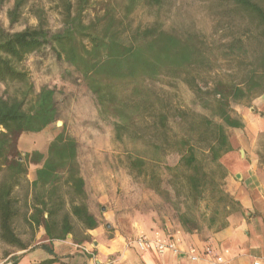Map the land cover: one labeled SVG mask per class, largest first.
<instances>
[{
	"label": "trees",
	"instance_id": "16d2710c",
	"mask_svg": "<svg viewBox=\"0 0 264 264\" xmlns=\"http://www.w3.org/2000/svg\"><path fill=\"white\" fill-rule=\"evenodd\" d=\"M28 1L13 0L11 23ZM93 1L56 0L62 27L54 32L41 8L34 11L33 26L15 32L0 27V83L9 90L0 95V241L25 247L12 226L18 218L43 225L50 238L71 231L70 214L85 228L97 225L86 204L76 201L85 192L73 137L59 131L45 153L22 155L17 147L21 134L38 133L57 117L54 90L35 91L22 67L29 54L48 46L81 74L99 115L113 118V138L143 142V149L127 152V169L166 199L170 194L162 184L168 182L181 227H223L238 208L221 182L226 169L220 158L233 149L228 128L243 126L231 105L264 94V0H206L220 32L212 40L196 31L166 29L157 18L144 26L126 22L139 4L160 9L167 0H125L122 14L111 0H99L100 11L87 18ZM216 66L222 75L204 76ZM163 76L180 78L209 115L178 105L151 85ZM171 152L179 155L174 165L164 162ZM30 163L39 164L31 182Z\"/></svg>",
	"mask_w": 264,
	"mask_h": 264
},
{
	"label": "rangeland",
	"instance_id": "374dc122",
	"mask_svg": "<svg viewBox=\"0 0 264 264\" xmlns=\"http://www.w3.org/2000/svg\"><path fill=\"white\" fill-rule=\"evenodd\" d=\"M111 1L117 5L119 13L122 14L125 0ZM102 3L99 0L93 1L92 6L86 10L87 18L100 11ZM12 4L13 0H5L0 4V27L7 32H15L35 25L37 19L34 11L38 8L43 9L47 28L51 32L62 27V16L56 0H29L22 9L19 19L14 23L10 22L7 15ZM214 12L206 0H167L160 9L139 4L125 20L129 26L134 27L144 26L157 18L166 29L178 33L196 31L212 40L220 35L219 31L215 32L217 16ZM22 67L28 72L35 91L42 86L54 90L57 117L53 123L38 133L21 134L17 140L20 152L34 149L45 152L51 139L63 130L76 142L77 163L84 179L88 202L95 214L101 215L103 211L109 213L103 222L108 220L123 231H129L135 220L148 218L151 214L153 220L177 219L173 204L175 199L168 182L164 181L162 184L170 194L169 199H166L164 195L149 188L143 176L135 177L129 173L125 156L127 152L143 149V142L131 139L119 142L113 138V118L99 115L95 97L79 72L63 59L57 58L49 46L29 54L23 61ZM222 68L225 66L223 65ZM210 72L205 73L204 76L223 74L219 66ZM150 83L157 90L169 94L172 101L178 105L188 106L196 112L209 115V112L195 101L192 91L180 78L170 79L163 76ZM7 91L9 90L5 85L0 83V95H4ZM263 100L264 94H253L250 98L233 102L232 114L235 117L244 114L250 126L256 124L260 118L264 121V105L261 104ZM57 120L62 121L61 125H56ZM228 133L234 148L232 154L235 156L238 155L240 147L237 143L238 137L252 138L253 135L249 127L242 131L228 128ZM225 155L221 158L224 156V159H229V156ZM178 159L179 155L171 152L166 154L164 162L174 165ZM34 168L33 165L28 164V176L34 174ZM221 182L225 188L227 184L225 179ZM17 228L25 229L24 226ZM205 228L202 230L204 231Z\"/></svg>",
	"mask_w": 264,
	"mask_h": 264
},
{
	"label": "crops",
	"instance_id": "0c3cea01",
	"mask_svg": "<svg viewBox=\"0 0 264 264\" xmlns=\"http://www.w3.org/2000/svg\"><path fill=\"white\" fill-rule=\"evenodd\" d=\"M261 104L264 105V100ZM237 118L243 126L231 129L242 131L249 127L253 135L252 138L238 137V155L232 154L233 148L226 153L229 159L221 158L226 169L224 179L227 187L224 189L238 205L226 217L227 223L223 227L186 232L178 219L153 220L151 214L148 218L135 220L129 231H123L108 220L103 222L109 213L95 214L87 200L84 183L85 194L76 201L86 204L88 212L97 222L95 227H83L70 214L69 224L74 226L71 231L64 236L50 238L43 225L36 226L28 218L15 219L12 221L13 230L25 247H13L0 241V264H38L51 258L55 259L51 264H210L205 257L191 261L186 254L189 248L201 250L207 245L223 256L224 260L219 264H264V121L260 118L250 126L244 114ZM30 165L35 168L34 174L26 175L29 182L35 178V169L39 164ZM43 216L47 217V213L44 212ZM17 226H24L25 229L18 230ZM154 231L177 236L180 250L163 253L141 251L130 242L137 234L151 235Z\"/></svg>",
	"mask_w": 264,
	"mask_h": 264
},
{
	"label": "built area",
	"instance_id": "2783aa9c",
	"mask_svg": "<svg viewBox=\"0 0 264 264\" xmlns=\"http://www.w3.org/2000/svg\"><path fill=\"white\" fill-rule=\"evenodd\" d=\"M130 242H133L141 251L156 250L159 253H163L166 251L178 252L180 250L178 247L179 238L177 236L164 235L159 231H154L151 235L145 233L137 234ZM186 254L191 261L205 257L210 264H219L224 260L223 256L217 253L210 245L203 247L201 250L194 247L189 248ZM254 264H258V262H254Z\"/></svg>",
	"mask_w": 264,
	"mask_h": 264
},
{
	"label": "water",
	"instance_id": "95a60500",
	"mask_svg": "<svg viewBox=\"0 0 264 264\" xmlns=\"http://www.w3.org/2000/svg\"><path fill=\"white\" fill-rule=\"evenodd\" d=\"M55 123H56V125H61L62 121L61 120H57Z\"/></svg>",
	"mask_w": 264,
	"mask_h": 264
}]
</instances>
